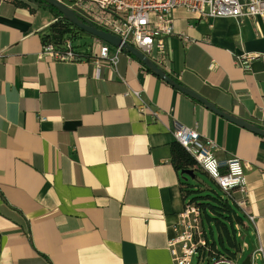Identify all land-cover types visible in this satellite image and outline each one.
Returning <instances> with one entry per match:
<instances>
[{
    "label": "crops",
    "instance_id": "0c3cea01",
    "mask_svg": "<svg viewBox=\"0 0 264 264\" xmlns=\"http://www.w3.org/2000/svg\"><path fill=\"white\" fill-rule=\"evenodd\" d=\"M58 19L33 3L0 0V264H173L167 243L191 201L171 162L175 123L212 139L218 161H241L256 232L244 217L237 226L264 256V138L130 53L116 72L47 62L42 37ZM164 44L168 70L154 65L165 75L264 130V18L201 21L177 9ZM240 54L254 57L250 71L235 64ZM129 89L142 92L157 118L136 111Z\"/></svg>",
    "mask_w": 264,
    "mask_h": 264
},
{
    "label": "built area",
    "instance_id": "2783aa9c",
    "mask_svg": "<svg viewBox=\"0 0 264 264\" xmlns=\"http://www.w3.org/2000/svg\"><path fill=\"white\" fill-rule=\"evenodd\" d=\"M69 9L78 13L98 30L118 37L148 58L158 67L168 70L164 41L173 34V12L185 9L201 21L213 18H233L238 21L245 18H264V0H59ZM87 36L91 42L87 47L75 45L74 38ZM185 38V37H184ZM189 43L188 39H184ZM80 47L86 51L82 52ZM123 47H113L90 35L64 37L59 42L49 41L42 45L41 58L50 63H75L85 61L99 73L102 68L116 72ZM1 57V54H0ZM250 55L240 54L234 57L235 64L245 72L250 71ZM125 96L136 100L135 109L141 114L157 118L150 103L143 98L142 92L129 89ZM257 122L264 128V110H261ZM173 136L191 156L197 167L213 180L224 196L234 202L242 213L246 223L256 232L255 217L248 211L247 190L243 165L238 158L231 157L224 162L215 158L219 150L216 143L201 136L196 129L175 123ZM223 170V173L221 172ZM173 237L167 248L173 264H191L193 258L201 255L202 264H237L234 257L220 255L207 246L202 225L201 212L191 201L183 203L178 222L173 228ZM236 236L242 238V228L236 226ZM249 250L247 243L240 245L239 252ZM249 264H257L264 259L261 245L254 247Z\"/></svg>",
    "mask_w": 264,
    "mask_h": 264
},
{
    "label": "trees",
    "instance_id": "16d2710c",
    "mask_svg": "<svg viewBox=\"0 0 264 264\" xmlns=\"http://www.w3.org/2000/svg\"><path fill=\"white\" fill-rule=\"evenodd\" d=\"M13 1L17 5L24 7L33 3L49 9L57 17H61V15L54 8L46 4L44 1ZM79 34L84 35L85 33L61 18L49 26V33L42 37V41L43 43L49 41L59 42L64 37H75ZM170 154L171 162L178 172L184 169H193L195 178L197 177V173H200L201 170L197 167L194 157L191 156L178 142H173L170 145ZM221 172L223 173V170ZM181 183L185 186V188H182L183 196L184 198H187L184 194H187V185L183 181ZM212 193L213 194H206L197 197L201 200L200 203L193 200H191V202L200 209L205 239L210 250L220 255L234 257L240 248L238 238L236 237V226H244L243 217L239 214L238 208L232 200L219 196L215 192Z\"/></svg>",
    "mask_w": 264,
    "mask_h": 264
},
{
    "label": "water",
    "instance_id": "95a60500",
    "mask_svg": "<svg viewBox=\"0 0 264 264\" xmlns=\"http://www.w3.org/2000/svg\"><path fill=\"white\" fill-rule=\"evenodd\" d=\"M44 1L46 4L54 8L60 15L63 20L67 21L68 23L75 26L77 29L83 31L85 34L90 35L92 37H96L101 41L113 46L119 47L122 46L125 53H130L133 57H135L138 61H140L149 71H151L155 76L162 79L165 83L176 89L177 91L185 94L186 96L190 97L191 99L201 103L206 109L213 112L214 114L224 118L225 120L236 124L237 126L246 129L249 132H252L262 138H264V130L252 125L242 119L233 117L229 114L223 113L219 109H217L213 104L209 101L205 100L203 97L198 95L197 93L187 89L186 87L176 83L172 78L165 75V73L159 69L156 65H154L148 58L142 55L138 50L135 48L127 45L122 44L121 40L104 31L98 30L93 25H91L88 21L82 18L78 13H75L67 6H65L59 0H41ZM194 171L191 169H184L180 171V175L183 179L190 178L194 179ZM242 264H249V257H246Z\"/></svg>",
    "mask_w": 264,
    "mask_h": 264
},
{
    "label": "rangeland",
    "instance_id": "374dc122",
    "mask_svg": "<svg viewBox=\"0 0 264 264\" xmlns=\"http://www.w3.org/2000/svg\"><path fill=\"white\" fill-rule=\"evenodd\" d=\"M79 35H83V34H79ZM90 42L91 40L87 36H83L81 38L79 36V38L73 39V43L76 46L80 45V46L87 47L90 45ZM84 47H80L79 49L83 50ZM200 173H197V177L195 179H190V178L183 179V182L187 185L186 187L187 200H193L197 203H200L201 200L198 199L197 197H200L206 194H213L212 192L217 193L219 196L225 197L223 192L220 190V188L216 186V184L208 177L206 173L202 171H200ZM238 243L240 245H242V243H247L250 248L249 250H246L243 253L238 252L235 254L236 263L242 264L244 259L249 255V252L251 251L252 246L254 244V238L250 234L249 230L242 229V238H238ZM191 264H202V263L198 259V256L196 255L193 258ZM203 264H206V262H204Z\"/></svg>",
    "mask_w": 264,
    "mask_h": 264
}]
</instances>
